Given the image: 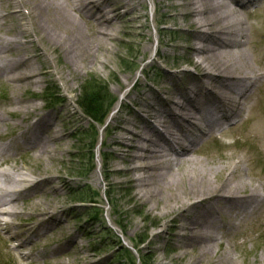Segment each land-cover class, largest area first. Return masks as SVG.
I'll return each instance as SVG.
<instances>
[{"label":"bare ground","instance_id":"obj_1","mask_svg":"<svg viewBox=\"0 0 264 264\" xmlns=\"http://www.w3.org/2000/svg\"><path fill=\"white\" fill-rule=\"evenodd\" d=\"M151 1L179 15V30L187 35V48H193L187 62L199 72L191 73L178 65L173 71L165 69L161 76L162 84L176 85L175 90L164 87L159 92L145 86L140 99L133 104V109H139L135 119L140 126L129 138L131 145L126 146L128 151L123 159L130 165L128 172L135 174L139 197L156 207L162 206L160 214L164 217L156 237L163 236L168 222L164 219L170 213L171 222L180 223L170 228L181 256H188L185 264H264V254L253 256L249 262L248 252L244 251L247 243L257 241L261 243L255 250L264 249L263 225L257 224L261 229H253L241 241L234 240L245 219H252L264 207L263 175L252 169L251 157L242 149L244 144H240L243 137L264 145V95L253 94L264 79V14L257 21L258 28L252 29L248 24V9L264 0H178L176 5L173 0ZM143 3L144 0H0V79L13 85L9 99L0 104V139L6 136L3 128L9 126L8 120L16 118L19 110L28 112L35 107L22 105L20 91L26 85L39 83L40 71H36L33 62L40 55L50 62L42 48L45 39H58L61 46H66L64 53L72 58L83 57L84 50L95 55L92 48L106 52L105 40L112 35L105 24H115L116 18L126 15L141 18L140 14L133 15ZM119 8L126 11L120 15L116 12ZM87 14L99 25L98 29L90 26L89 30L90 36L97 32L96 39L83 32L87 22L82 16ZM13 19L15 22L9 23ZM176 22L174 15L171 23ZM248 29L253 32L250 39ZM38 42L39 54L34 49ZM95 63L103 65L97 56L87 64ZM44 69L50 71L53 67ZM129 95L130 92L126 94ZM35 119L30 133L27 127L19 129L17 136L0 145V224L5 216L20 213L16 203L19 187L24 183L34 187L38 182L34 168L27 169L26 174L22 166L11 164L7 168L8 159L4 157L23 145L30 147L33 158L43 154L50 159L56 152L47 147L49 141L57 138L51 136L54 120L49 115ZM243 119L246 125L241 130L231 129L220 139L211 137L226 124ZM207 137L215 140L221 150L231 146L234 149L206 154L191 152ZM47 204L42 203L43 209ZM31 208L35 213L38 203H32ZM4 222L9 224L7 219ZM11 239L23 247L20 233L13 234Z\"/></svg>","mask_w":264,"mask_h":264},{"label":"rangeland","instance_id":"obj_2","mask_svg":"<svg viewBox=\"0 0 264 264\" xmlns=\"http://www.w3.org/2000/svg\"><path fill=\"white\" fill-rule=\"evenodd\" d=\"M178 3V0L172 1L174 5ZM248 10L251 13L248 24L256 29L259 27L258 19L264 14V2L259 6H251ZM124 11L126 10L119 8L116 12L122 15ZM139 14V19L126 15L116 18L115 24L110 25L111 21L105 24V29L112 35L105 40L106 52H95L92 48L95 55L84 50L83 57L79 55L72 58L64 53L66 46H61L58 39H45L42 42L44 47L40 41L50 62L44 55H40L33 62L36 71H40L39 83L26 85L20 91L24 102L22 105L33 104L35 107L28 112L19 110L16 118L7 121L9 126L3 128L6 136L0 139V144L17 136L19 129L27 127L30 133L35 126V118L49 115L54 120L53 127L50 128L51 136L58 139L49 141L47 147L55 148L56 152H53L54 157L50 159L43 154L33 158L30 147L23 145L18 151L4 157L8 159L5 162L7 168L11 164L22 166L25 174L27 169L34 168L38 176L34 178L38 182L34 187H27L28 183L19 187L21 191L16 203L20 207V213L2 218L4 221L7 219L9 224H0V264L187 262L188 256H181L174 231L170 228L180 223L171 222L172 219L168 216L173 213H170L164 219L168 222L163 236L156 237L161 231L159 222L164 217L160 214L162 206L156 207L153 202L139 197L135 188V174L128 172L130 165L123 158L128 151L126 146L129 147L132 143L129 138H133V132L138 131L137 126H140L135 119L139 109H133V104L140 99L139 95L144 92L145 86L159 92L164 87L175 90L176 85L162 84L161 76L166 72L165 69L173 71L178 69L175 66L182 65L183 69L191 73L199 70L187 62L193 48L192 51L187 48V35L179 30L181 21L175 11L169 7L159 8L151 0H144L140 11L133 16L137 17ZM174 15L177 22L172 24ZM82 17L87 22L83 25V32L90 36V26L98 29L99 25L91 21L93 17L89 14ZM14 22L15 19L9 21ZM96 33L90 37L96 39ZM252 33L248 29L249 39ZM31 39L33 38L28 40ZM38 44L39 42L34 43L37 54L41 52ZM93 56H97V61L102 60V67L97 63L87 64ZM47 66H52L53 70L44 69ZM88 81V85L98 86L103 90L104 105L107 102L113 104L101 127L93 124L78 104L81 88ZM257 85L253 94L263 96L264 79ZM11 86L13 85L0 79V104L11 96ZM146 93L147 91L144 94ZM108 105L104 109L109 110ZM244 121L226 124L221 131L212 133L211 137L220 139L231 129L241 130L246 125ZM242 143V149L251 157L252 169L263 175L261 184H264V174L261 172L264 155H251V152H264V145L245 141L243 137L240 139V144ZM121 144H125L124 147ZM218 146L215 140L207 137L204 143L191 152L206 154L234 149L231 146L221 150ZM9 173L15 176L13 172ZM32 203H38L35 213L31 208ZM42 203H48V207L43 209L45 207ZM261 210L252 219H245L235 241H241L253 229H261L257 224L264 227V207ZM36 228L38 229L34 232ZM17 233L22 235L23 247H19L18 241L11 239ZM222 240L230 242L225 237ZM260 243L249 242L245 245L244 251L248 252L249 262H252L253 256L260 257L264 254L262 247L255 250ZM124 252H128V255ZM195 253L198 254L197 251ZM128 258H131V262Z\"/></svg>","mask_w":264,"mask_h":264},{"label":"trees","instance_id":"obj_3","mask_svg":"<svg viewBox=\"0 0 264 264\" xmlns=\"http://www.w3.org/2000/svg\"><path fill=\"white\" fill-rule=\"evenodd\" d=\"M88 84L89 81L82 86L81 97L78 98V104L84 114L90 118L93 124L100 126L104 124L105 118L109 112V110L104 109V107H106L109 103L107 102V104L104 105L105 102H103V90H100L98 86ZM112 106L113 104H109L108 108L111 109ZM91 148H93V145ZM124 253L126 256L128 255V252ZM128 261L131 262V258H128Z\"/></svg>","mask_w":264,"mask_h":264}]
</instances>
